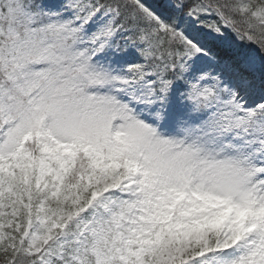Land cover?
Instances as JSON below:
<instances>
[{
    "label": "snow or ice",
    "instance_id": "snow-or-ice-1",
    "mask_svg": "<svg viewBox=\"0 0 264 264\" xmlns=\"http://www.w3.org/2000/svg\"><path fill=\"white\" fill-rule=\"evenodd\" d=\"M0 264H264V0H0Z\"/></svg>",
    "mask_w": 264,
    "mask_h": 264
}]
</instances>
